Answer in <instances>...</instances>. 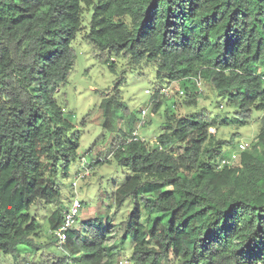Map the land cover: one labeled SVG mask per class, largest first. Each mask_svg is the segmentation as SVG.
Returning a JSON list of instances; mask_svg holds the SVG:
<instances>
[{"label": "trees", "instance_id": "trees-1", "mask_svg": "<svg viewBox=\"0 0 264 264\" xmlns=\"http://www.w3.org/2000/svg\"><path fill=\"white\" fill-rule=\"evenodd\" d=\"M83 28L113 72L110 55L150 65L173 83L177 104L196 107L203 84L221 108H232L219 122L208 109H168L155 144L130 140L139 119L118 116L127 106L117 85L91 115L111 133L120 118L130 127L127 134L120 128L110 154L131 171L113 205L135 203L122 233L133 240L132 264H164L170 255V264H264V0H0V253L23 262V246L30 254L44 247L31 212L40 203L53 208L47 225L61 264L112 262L111 220L107 229L102 218L76 223L63 249L55 235L69 208L59 176L83 159L57 98ZM167 98L160 89L153 94V113ZM255 113L260 130L245 150L225 149L230 142L211 131L245 125ZM103 160L93 157L82 169ZM143 208L154 216L147 223Z\"/></svg>", "mask_w": 264, "mask_h": 264}, {"label": "rangeland", "instance_id": "rangeland-1", "mask_svg": "<svg viewBox=\"0 0 264 264\" xmlns=\"http://www.w3.org/2000/svg\"><path fill=\"white\" fill-rule=\"evenodd\" d=\"M86 30L83 28L73 43L77 53L76 63L68 81L61 86L57 98L65 109V117L74 125L69 136L79 141V154L83 158L82 162L87 165L86 163H90L93 157L95 159L102 157L104 160L102 164H98L93 169L90 167L82 169L81 159H77L71 164L67 175L60 174L62 203L65 207H69L75 196L80 199L83 206L77 216L79 224L83 225L91 220L98 223L97 218H102L104 225L101 227L107 229V222L111 220L112 225L109 227L107 244L110 247H116L111 256V264H132L133 240L131 238L129 241L122 240V233L124 234L127 227L132 224L129 216L135 208V203L132 198H129L120 209L113 205L117 187L131 171L127 167L120 166L110 154L113 150L114 140L121 138L123 134L120 128L127 134L130 127L127 126V118H120L116 120L115 132L111 133V131L105 130L101 123L93 122L91 115L96 111L102 99L111 95L117 85L127 106V110H120L118 116L135 114L140 119L142 117L141 110L146 109L147 123L139 129V134L145 137L146 141L155 144V138L163 131L164 114L168 109L181 114L192 113L199 109L207 111L208 109L210 115L216 119V122H219V119L225 115V111L231 113L232 108H221L222 99L218 98L215 101V94L203 84L198 85L202 93L196 107L177 104L179 96L176 95L177 90L173 83L159 79L155 68L150 65L132 66L125 58L110 55L116 65L117 72H113L108 63L103 60L104 56H101V52L97 51L85 37ZM162 86L169 87L170 92L167 87L163 88L162 91L165 96L168 95V98L159 111L153 113L152 94ZM146 90H150V93H147ZM260 125L258 114L255 113L245 125H217L211 131L221 139H227L230 143L226 144L225 149L232 151L235 150L233 149L234 145L238 148L241 143L246 147L249 143H251L250 145L254 144ZM80 169H82L79 173L80 179L77 180V172ZM84 175L86 176L83 178ZM74 182L77 183L76 189L73 188ZM52 209L50 206L44 208L40 203L31 209L32 215L38 219L41 230L39 241L44 247L37 254H30L27 252L28 248L23 246L22 255L18 257V260L23 262H17L15 257L0 253V264H53V262L61 264L59 262L62 258L60 257L61 251L53 243L52 234L47 225V215L52 212ZM153 218V215L147 213L144 208L142 209L143 222L147 223ZM174 260V256L170 255L169 260H166L164 264H170Z\"/></svg>", "mask_w": 264, "mask_h": 264}, {"label": "built area", "instance_id": "built-area-1", "mask_svg": "<svg viewBox=\"0 0 264 264\" xmlns=\"http://www.w3.org/2000/svg\"><path fill=\"white\" fill-rule=\"evenodd\" d=\"M164 88V87H163ZM163 88L160 89V94L164 93L162 90ZM168 88V92H170L169 87ZM147 93H150V90L146 91ZM167 92V93H168ZM165 94V93H164ZM146 116H147V110L144 109L142 110V119L137 123L136 128L132 134V139L137 140L140 137L139 134V128H141L145 121H146ZM246 148V145L241 144L240 145V149L243 150ZM237 154H233L231 157L229 158H224L220 161V166L225 165V164H230L231 161L233 159L236 158ZM74 185H76V183H74ZM83 204L80 201V199H78V197L74 198L71 206L69 207V209H67L64 213V221L63 224L61 225V227L59 229H57L55 231V235L57 237V241H58V246L60 248H64V245L67 241V232L69 231V229H71L73 227V225L76 223L77 221V216L80 212V209L82 208Z\"/></svg>", "mask_w": 264, "mask_h": 264}, {"label": "clouds", "instance_id": "clouds-1", "mask_svg": "<svg viewBox=\"0 0 264 264\" xmlns=\"http://www.w3.org/2000/svg\"><path fill=\"white\" fill-rule=\"evenodd\" d=\"M164 87H167V86H164ZM162 88H163V87H162ZM146 91H147V90H146ZM156 91H157V89L155 90V92H156ZM155 92H153V94H154ZM153 94H152V95H153ZM151 105L153 106V101H152V100H151ZM142 110H144V109H142ZM142 110H141V114H142ZM141 119H142V117L136 122V124H135V126H134V129H133V131H132V133H131L130 140H133V139H132V134H133V132H134V130H135V128H136L137 123H138ZM146 123H147V120L145 121L144 125H145ZM144 125H143V126H144ZM143 126H142V127H143ZM142 127H141V128H142ZM139 129H140V128H139ZM140 137H141V138H139V139H141V140H146L145 137H142L141 135H140ZM156 140H157V137L155 138L154 141L156 142ZM151 143H152V142H151ZM241 144H243V143H241ZM241 144H240V145H241ZM247 144H248V143H247ZM250 144H251V143H249L248 146H247L246 148H248V147L250 146ZM240 145H239V150H241V149H240ZM246 148H245V149H246ZM245 149H243V150H245ZM233 154H237V152H233L232 155H233ZM232 155H231V156H232ZM231 156H229V157H231ZM79 173H80V172H78V173H77V176H76V179H77V180L80 179V177H79ZM84 176H85V175H84ZM84 176H83V178H84ZM81 177H82V176H81ZM74 183H76V182H74ZM74 183H73V188L76 189L77 183H76V185H74ZM74 198H76V196H75ZM74 198H73V200H74ZM73 200H72V202H73ZM72 202H71V204H72ZM71 204H70V206H71ZM70 206H69V207H70ZM68 209H69V208H68ZM76 223H77V221H76ZM76 223H75V224H76ZM75 224H74V225H75ZM74 225H73V226H74ZM60 227H61V226H60ZM60 227H59V228H60ZM57 242H58V241H57ZM60 249H62V248H60Z\"/></svg>", "mask_w": 264, "mask_h": 264}]
</instances>
